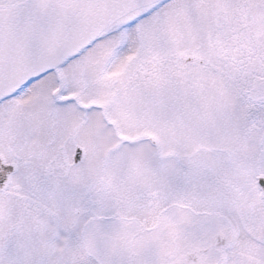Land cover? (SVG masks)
Segmentation results:
<instances>
[{
  "label": "snow or ice",
  "instance_id": "1",
  "mask_svg": "<svg viewBox=\"0 0 264 264\" xmlns=\"http://www.w3.org/2000/svg\"><path fill=\"white\" fill-rule=\"evenodd\" d=\"M0 264H264V0H0Z\"/></svg>",
  "mask_w": 264,
  "mask_h": 264
}]
</instances>
